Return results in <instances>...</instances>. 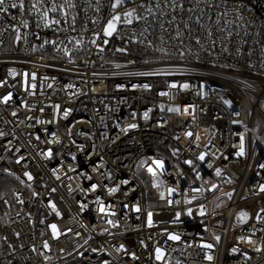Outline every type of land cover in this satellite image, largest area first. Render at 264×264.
Listing matches in <instances>:
<instances>
[{"label":"built area","instance_id":"obj_1","mask_svg":"<svg viewBox=\"0 0 264 264\" xmlns=\"http://www.w3.org/2000/svg\"><path fill=\"white\" fill-rule=\"evenodd\" d=\"M213 2L218 7L208 6ZM189 7L193 2L184 0L185 11L176 10L178 24L163 34L165 44L157 39L159 27L148 29V39L171 52L162 58L127 39L139 36L147 27L143 22L122 28L102 53L90 43L109 19L106 0L99 12L83 5L87 18L82 8L75 31L63 21L45 28L36 13H0V238L8 237L0 239V264H264V222L255 220L264 208V0H207L196 13H188ZM199 9L204 12L197 23L189 17ZM218 20L228 23L218 28ZM144 71L171 74L136 75ZM171 83L189 87L169 88ZM49 150L51 157L45 155ZM153 160L164 162L155 177L148 171ZM10 184L16 187L1 189ZM212 185L218 187L210 190ZM112 188L117 190L110 193ZM169 188L175 189L171 195ZM241 212L249 217L243 223L237 219ZM205 243L213 248H202ZM121 245L125 250L117 251ZM157 247L164 261L155 259Z\"/></svg>","mask_w":264,"mask_h":264},{"label":"snow or ice","instance_id":"obj_2","mask_svg":"<svg viewBox=\"0 0 264 264\" xmlns=\"http://www.w3.org/2000/svg\"><path fill=\"white\" fill-rule=\"evenodd\" d=\"M189 2H193V7H189L186 9V11L188 13H196L199 7V4L201 2L207 3V0H189ZM102 0H83V4L81 3V0H18V2H11L9 3V0H0V13H4V14H8L10 9H15L21 13L23 12H28V13H36L39 15V20L42 23V26L45 28H49L53 25H61L62 21L63 23H66L69 25V27L75 31L76 30V23H77V14L82 10L83 5H87V8H92L93 5H95V9L94 11L99 12L100 11V6H101ZM107 3V7L110 9V16L109 19L107 20V22L104 24L103 28L99 31L94 33L93 39L90 41L91 44L95 45L99 52H104L105 51V47L106 45L109 44V40L110 38H112L114 35H118L119 31L124 28V27H128V26H132L134 24H138L140 22H143L145 25H147V27L144 28L143 31L140 32L139 36H135V34H133V36H129L127 39L135 42V43H139L141 45H145L147 48H150L153 50V52L155 53H160L161 54V58L164 56H171V52H169L168 48L165 47H157L154 42L152 40L148 39L147 33H148V29L149 28H156L159 27L162 31V35L160 37H158L157 39H159L160 44L163 45L166 43V41L163 39V34L167 33L169 31V28L172 25H177L178 21H177V15H176V10L179 9L180 12H184L185 8H184V0H139V3H137V0H106ZM128 5H131V7H128ZM211 8H215L218 7V3L213 2L212 4L208 5ZM87 8H83L84 12H85V17L87 18ZM166 9H169L170 11H166ZM204 9H199V14L196 15L195 17L190 16L189 19H196L197 23H199L200 21V17L201 15H203ZM57 15L60 18H56ZM226 16V13L223 14ZM70 17V20H69ZM168 17V18H166ZM12 19H16L15 16L12 17ZM181 22L183 23L184 28L189 29V22L188 20H183V17H181ZM24 27H27V21L26 20H21L20 22ZM90 23L93 24V26H95L98 23V20H92L90 21ZM223 23L225 26L227 25L228 21L226 20H218L217 21V26L219 28V25ZM165 25H168L169 27H165ZM39 26V24H38ZM82 27H86L85 25H82ZM13 31L16 33V41H20L22 39V36L20 34V29L19 27H14ZM224 29L221 28L220 32L221 34H223ZM209 35H211V32L209 33ZM175 39L180 40L182 43V35L181 32L179 30H177L176 32V37ZM97 40H102V44H97ZM47 43V41H46ZM53 44H55V41L52 42ZM83 43L82 39H78L75 41L76 47L79 48L80 45ZM196 43L199 44L200 40L197 39ZM213 46L215 47V41H213ZM119 52H126L127 49L126 48H118L116 49ZM65 55H70V52L67 48L63 49ZM225 51H227V48H225ZM185 51L181 48L179 50V56L183 57L185 55ZM147 62V61H146ZM117 68L121 67V65L117 64L116 65ZM171 73H167V72H161V71H144V72H139L136 73V75H141V76H158V75H170ZM25 76H27V74H25ZM32 79L35 80V74H32ZM27 82V81H26ZM50 86V85H49ZM32 88H35L36 85L32 84L31 85ZM71 87V86H70ZM135 87V86H134ZM144 89H148L150 87L149 84H143L142 86ZM169 88H177L180 87L182 89H187L189 87L188 84H182V85H178L177 83H171L168 85ZM161 96H166L168 95L167 92H161L160 93ZM11 99V94L5 96L3 98V103H7L8 100ZM227 103V102H226ZM162 107V106H161ZM168 111L170 112H179L180 109L179 108H169ZM185 113L188 112V108L184 109ZM16 113H13V115H15ZM63 115L65 117H67L68 115V111H64ZM147 112L144 113L145 118H147ZM238 115V113H237ZM39 122V121H38ZM130 128H136L137 125L136 124H132L129 125ZM5 133L0 132V136H4ZM186 136L191 137L193 135L192 132H187L185 133ZM37 139H39V137H37ZM197 139H199V136H197ZM9 143H11L9 141ZM16 151H19V149H17ZM47 157H51L52 153L49 150L46 154ZM238 155H244V137L243 135H241V142H240V150ZM23 159V157H20L19 159L16 160V163H20L21 160ZM198 159L203 161L205 159V154L201 153L198 156ZM185 163L191 165L192 161L188 160L185 161ZM152 164L155 165V168H153L152 166L148 167V171L150 173H152V175L155 177L157 175V169L162 170L164 167V162L162 160H153ZM260 168H264V164H260L259 165ZM5 171L7 172L8 170L5 169ZM9 175H15L14 173H8ZM217 176L221 175V170L218 168L216 169V173ZM24 175L27 177V179L29 181H31L33 179V176L31 175V173L29 172H25ZM199 178V176L197 177ZM17 180H19L20 178L17 176L16 177ZM57 179H59V177H57ZM22 184L24 183L23 180L20 181ZM156 187H159V185H155ZM30 187V185H29ZM96 185H93L92 188L93 190H95ZM218 186L217 185H212V188L210 190H215ZM117 189L116 188H112L110 189V193L111 192H115ZM261 192H264V184H262L260 186L259 189ZM53 191H55V189H53ZM175 191V189L173 188H169L168 189V193L169 195H171L173 192ZM193 191H202V189H194ZM33 195H37L36 193H33ZM229 197H231V193L227 194ZM0 199H2V197H0ZM17 201L19 203H23L22 200L19 199V196L17 195L16 197ZM161 199H164V194L161 193ZM193 199H195V197H193ZM5 204L8 203V201H3ZM187 203H191V200L186 201ZM169 204L172 203L171 200L168 201ZM53 210H55V204H51L50 205ZM86 207V205L84 206ZM102 212L104 211L103 206H101L100 209ZM135 210L137 212L140 211L139 206H137L135 208ZM114 214V213H113ZM189 214H191V209H189ZM201 215H204V206L201 205ZM264 208H261L255 215V220L257 222H264ZM57 215H59V213L57 212ZM179 216V214H177V217ZM237 219L243 223L245 221H247L249 219L248 214L241 212L238 214ZM147 222L148 225L151 226L152 225V213L149 212L147 214ZM110 224H112V221H109ZM113 226L115 227L116 225L113 224ZM50 228L52 230L53 233V237L54 238H58V236L60 235V232L57 228L56 224H51ZM69 231H71L69 229ZM15 235L17 237L20 236L19 232H16ZM168 238L170 240H179L180 237L178 235H174V234H169ZM0 239H3L5 242H7L8 237H2ZM215 239L217 241H219L220 237H215ZM241 241H245L248 244H255V241L252 240L250 237L249 238H244V237H240L238 238ZM85 243H87V241H85ZM8 248L11 249L13 252L15 251L14 246L11 243H8ZM21 247H23V245H21ZM44 249H48L49 245L48 243L45 241L44 245H43ZM202 248H206V249H212L213 245L210 243H205L201 245ZM124 249V245H121L117 251H123ZM32 251L35 252L36 248L33 247ZM93 251H96V249H93ZM233 252H236L237 250L234 248L232 250ZM255 251L260 252L262 251L261 248L257 247L255 248ZM42 254V253H41ZM81 255H83L81 253ZM165 252L164 250H162L160 247H157L155 249V259L157 261H164L165 259ZM243 255L245 256L246 259H250V257L247 256V253H243ZM133 258H135V254H132ZM47 259V257H45ZM205 259L211 261L213 259V257L211 255H205ZM9 264H11V262H9Z\"/></svg>","mask_w":264,"mask_h":264},{"label":"trees","instance_id":"obj_3","mask_svg":"<svg viewBox=\"0 0 264 264\" xmlns=\"http://www.w3.org/2000/svg\"><path fill=\"white\" fill-rule=\"evenodd\" d=\"M156 57H158V56H156ZM2 179V181L3 180H8L9 181V179L7 178V177H5V176H3V177H1ZM2 183V182H1ZM2 187V186H1ZM16 186L14 185V184H10V185H8V187H2L1 189L4 191H9V189L11 190V189H13V188H15Z\"/></svg>","mask_w":264,"mask_h":264}]
</instances>
